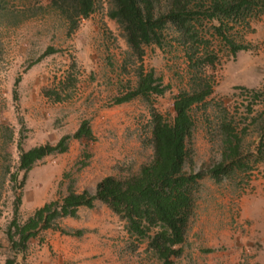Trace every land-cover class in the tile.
Segmentation results:
<instances>
[{
  "label": "rangeland",
  "instance_id": "rangeland-1",
  "mask_svg": "<svg viewBox=\"0 0 264 264\" xmlns=\"http://www.w3.org/2000/svg\"><path fill=\"white\" fill-rule=\"evenodd\" d=\"M48 3L0 0V173L6 165L11 171L16 167L19 139L24 150L53 144L84 120L92 138L71 140L67 152L45 157L32 167L23 187L20 220L63 194L70 180L74 191L92 194L102 177L124 178L149 163V110L170 120L173 97L187 80L183 49L171 27L164 32L165 47H145L138 61L107 17V0H97L93 12L69 34ZM203 25L207 30L209 24ZM228 34L247 49L231 56L219 39L201 34L209 40L207 52L214 53L216 61L204 70L212 93L191 112V163L184 171H204L219 161L215 110L221 106L230 111L237 133L245 128L241 149L249 167L219 183L208 177L199 181L194 216L175 264H264V159L256 161L258 145L245 114L250 96L240 89H259L263 101L255 109L264 106V15L248 27L234 26ZM47 48L54 52L42 56ZM138 66L152 70L167 90L148 102L133 99L114 105L113 99L134 84ZM11 200L4 182L0 185V264L6 256L3 230L11 219ZM58 226L84 232L79 237L40 232L29 241L24 264H153L144 244L131 250L134 241L123 223L98 201L92 209L80 207L76 219L59 220Z\"/></svg>",
  "mask_w": 264,
  "mask_h": 264
},
{
  "label": "trees",
  "instance_id": "trees-1",
  "mask_svg": "<svg viewBox=\"0 0 264 264\" xmlns=\"http://www.w3.org/2000/svg\"><path fill=\"white\" fill-rule=\"evenodd\" d=\"M97 0H49L50 8L66 25V33L76 29L80 19L87 18L94 10ZM107 17L114 21L130 54L141 60L145 47L162 50L166 45L165 29L171 27L175 41L183 49L187 64L185 88L173 97L172 117L165 120L150 108L148 144L151 160L138 171L124 178L102 177L94 186L93 193L76 192L70 180L65 192L35 208L25 219H19L23 187L28 172L42 159L67 152L71 140H91L87 121H81L72 134L60 136L53 144L44 143L28 149L16 143L17 165L13 171L6 165L0 173V185L7 182L12 195L11 219L4 227L6 242L4 264H24V252L30 240L45 230L60 235L79 237L84 230L63 229L58 221L76 219L80 207L92 209L94 202L103 204L123 223V229L134 243L131 250L144 244L145 253L153 264H175L183 254V243L190 221L194 216L195 195L199 181L208 177L214 183L229 178L236 170L245 171L241 149V136L235 130L232 115L227 108L215 110L219 161L204 171L186 173L184 167L191 163L188 143L193 131L192 109L212 93V82L204 71L215 65L216 55L207 52L209 40L202 33L216 37L227 48L229 55L246 50V46L233 40L228 32L234 26L248 27L251 20L264 15V0H107ZM205 26L209 24L207 30ZM206 31V32H205ZM47 48L42 56L52 54ZM135 81L125 92L113 99L118 105L139 99L148 102L150 97L161 96L167 86L152 70L144 71L138 66ZM249 94L245 107L246 118L252 127L255 141L256 161H262L264 135V106L259 89L240 87ZM58 99V98H57ZM9 138V136H8Z\"/></svg>",
  "mask_w": 264,
  "mask_h": 264
}]
</instances>
